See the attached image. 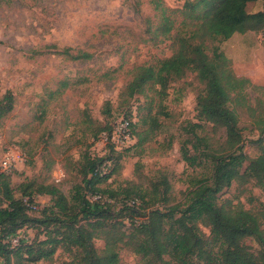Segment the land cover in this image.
Listing matches in <instances>:
<instances>
[{
	"label": "rangeland",
	"instance_id": "obj_1",
	"mask_svg": "<svg viewBox=\"0 0 264 264\" xmlns=\"http://www.w3.org/2000/svg\"><path fill=\"white\" fill-rule=\"evenodd\" d=\"M186 1L0 0V99L7 93L12 96V109L0 117V162L8 153L16 158L14 169L0 179L8 181L15 197L20 196L21 184L49 183L70 199L83 178L85 156L109 153L114 169L97 184L100 189L130 195L137 191L149 204L163 209L184 202L190 180L208 172L209 160L202 157L199 164L188 165L182 159V146L196 152L193 134L205 139L197 144L199 150L205 143L216 147L225 137L222 128L197 117L196 99L203 82L187 70L183 77L170 79L163 91L148 82L131 97L122 92L137 66L156 68L173 53V36L178 31L188 35L183 26L190 22ZM246 10L264 12V5L250 1ZM165 23L170 25L168 32L163 31ZM194 41L202 42L209 55L217 46L236 75L260 87L237 93L245 95L246 104L255 107L257 114L256 99L264 101V27L225 40L201 36ZM78 52L90 57L74 58ZM237 108L243 151L251 158L259 151L256 140L264 134L244 105ZM123 113L135 122L137 144L118 154L109 150L100 130ZM194 123L201 127H192ZM216 196L219 204L229 200L245 209H264V191L253 181H233ZM2 200L0 192V204ZM36 202L42 208L53 201L48 194H38ZM200 228L209 235L208 227ZM35 232L22 229L12 242L31 239ZM92 242L98 250L104 246L101 237ZM246 243L257 248L250 238ZM118 254L122 264L140 261L125 246L120 245ZM13 261L79 264L62 247L49 258Z\"/></svg>",
	"mask_w": 264,
	"mask_h": 264
},
{
	"label": "trees",
	"instance_id": "obj_2",
	"mask_svg": "<svg viewBox=\"0 0 264 264\" xmlns=\"http://www.w3.org/2000/svg\"><path fill=\"white\" fill-rule=\"evenodd\" d=\"M250 1L254 0L186 1L184 10L190 22L183 26L188 35L178 31L173 36V53L161 59L156 68L137 66L122 92L131 97L141 92L148 82L157 84L163 91L170 79L183 77L187 70L194 71L203 82L196 99L197 117L212 123L214 128H222L225 137L218 146L205 143V149L199 150L197 144L205 139L193 134L195 143L192 147L196 152L190 153L187 146H182V159L188 165L199 164L202 157L209 160L208 172L190 180L191 188L185 193L184 202L163 209L154 202L149 204L135 190V194L130 195L100 189L97 184L105 181L114 169L109 153L85 156L81 170L83 178L74 186L70 199L49 183L21 184L20 196L15 197L8 181L1 178V264L20 263L13 259L33 262L49 258L57 247L72 252L79 264H122L118 254L120 245L139 255L137 264H264V209H245L229 200L219 204L216 196L233 181H253L264 191V136L256 140L258 153L248 157L243 151L237 113V106L244 105L254 116L253 122L259 133L264 134L263 99H256L259 112L255 114V107L246 104L245 95L237 94L247 87L256 90L260 87L248 78L236 75L217 46H213L209 55L202 42L194 41L195 37L201 36L225 40L234 33L263 28L264 12H248L246 5ZM260 1L264 5V0ZM169 30L170 25L165 23L163 31ZM73 57L88 58L90 54L78 52ZM11 109L12 96L7 93L0 99V117ZM119 117L128 122L136 137L135 122L124 113L100 130L101 136H107L109 150L118 154L128 149L115 150L109 140ZM191 126L201 127V124ZM135 144L137 138L131 147ZM245 161L248 163L244 167ZM105 162L110 164L107 172L99 175L97 168ZM164 183L167 189L168 184ZM38 194L50 195L52 205L39 208ZM200 225L208 227V236ZM27 228L36 231L34 237L19 238L13 243V236ZM96 237L104 240L101 250L93 245L92 240ZM247 238L252 239L257 248L248 245Z\"/></svg>",
	"mask_w": 264,
	"mask_h": 264
},
{
	"label": "built area",
	"instance_id": "obj_3",
	"mask_svg": "<svg viewBox=\"0 0 264 264\" xmlns=\"http://www.w3.org/2000/svg\"><path fill=\"white\" fill-rule=\"evenodd\" d=\"M103 140H107L106 135H103ZM109 140L113 144L115 150H123L131 147L135 143L136 137L131 132L128 122L123 117H119L109 135ZM15 165L16 158L10 153L6 154L0 162V173L8 174L14 169ZM109 165V162H105L99 166L97 168L98 174H105ZM94 198L95 197H93V199Z\"/></svg>",
	"mask_w": 264,
	"mask_h": 264
}]
</instances>
